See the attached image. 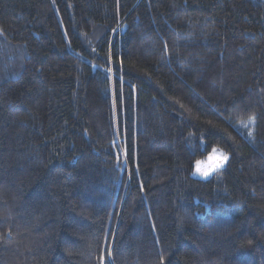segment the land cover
Instances as JSON below:
<instances>
[{"label": "trees", "instance_id": "obj_1", "mask_svg": "<svg viewBox=\"0 0 264 264\" xmlns=\"http://www.w3.org/2000/svg\"><path fill=\"white\" fill-rule=\"evenodd\" d=\"M101 256L264 264V0H0V264Z\"/></svg>", "mask_w": 264, "mask_h": 264}, {"label": "clouds", "instance_id": "obj_2", "mask_svg": "<svg viewBox=\"0 0 264 264\" xmlns=\"http://www.w3.org/2000/svg\"><path fill=\"white\" fill-rule=\"evenodd\" d=\"M218 150V149H217ZM219 163L218 159L212 155V150L194 157L192 161V174L199 175V173L207 172L215 168ZM222 169H218L215 174L219 175Z\"/></svg>", "mask_w": 264, "mask_h": 264}, {"label": "snow or ice", "instance_id": "obj_3", "mask_svg": "<svg viewBox=\"0 0 264 264\" xmlns=\"http://www.w3.org/2000/svg\"><path fill=\"white\" fill-rule=\"evenodd\" d=\"M251 134L252 133L250 131L249 135H251ZM212 155L215 156L218 159L219 163L216 164L215 168L210 169L207 172L199 173V176H201L202 178H208L211 175L215 174V172L218 169L224 168L226 166V164H227V161L229 160L228 154L223 152V150H217L216 148H213ZM101 264H104V257L103 256H101Z\"/></svg>", "mask_w": 264, "mask_h": 264}, {"label": "rangeland", "instance_id": "obj_4", "mask_svg": "<svg viewBox=\"0 0 264 264\" xmlns=\"http://www.w3.org/2000/svg\"><path fill=\"white\" fill-rule=\"evenodd\" d=\"M213 148H216V149H218V150H222V149H220L219 147L214 146V147H212V148L210 149V151L213 150ZM223 152H224V151H223ZM225 153H226V152H225ZM191 175H192L193 177H196V178H202L201 176H199V175H194V174H192V173H191Z\"/></svg>", "mask_w": 264, "mask_h": 264}]
</instances>
